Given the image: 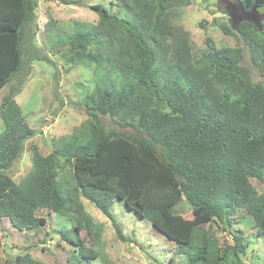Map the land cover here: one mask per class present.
<instances>
[{
    "label": "trees",
    "instance_id": "16d2710c",
    "mask_svg": "<svg viewBox=\"0 0 264 264\" xmlns=\"http://www.w3.org/2000/svg\"><path fill=\"white\" fill-rule=\"evenodd\" d=\"M127 17L101 5L94 26L74 23L62 31L50 19L54 52L67 47L70 63L94 65L95 82L83 98L88 119L55 150L41 155L31 146V169L19 183L7 175L34 135L14 100L21 83L10 86L0 104V219L19 231L45 225L38 210H49L75 221L69 239L79 256L95 258L77 233L98 240L100 226L85 212L80 196L112 221L126 240L110 207L117 200L176 243L188 264H244L247 245L241 232L220 247L202 227L244 210L264 237V30L242 22L236 33L244 42L260 80L253 82L241 64L240 48H215L200 58L192 52L187 31L173 24L190 0H113ZM244 10L263 8L264 0H239ZM64 4L76 5L72 0ZM37 0H0V88L9 85L31 63L49 57L33 44ZM226 35L227 23L213 20ZM203 27V24H200ZM57 76V73H55ZM100 116L111 118L131 134L106 130ZM72 169L67 197L60 191L58 172ZM250 179L263 185L258 193ZM185 198L192 219L174 214ZM65 236V234L63 235ZM6 264H43L28 253Z\"/></svg>",
    "mask_w": 264,
    "mask_h": 264
},
{
    "label": "rangeland",
    "instance_id": "374dc122",
    "mask_svg": "<svg viewBox=\"0 0 264 264\" xmlns=\"http://www.w3.org/2000/svg\"><path fill=\"white\" fill-rule=\"evenodd\" d=\"M63 1L68 0H37L35 10L33 44L49 57L52 64L34 61L28 75L24 72L20 75L19 82L15 79L0 88L1 104L10 86L17 87L22 82L14 100L26 122L34 130V135L26 141L20 157L6 171L15 183H19L31 169L32 145L41 155L46 156L55 150L58 139L69 137L88 119L83 98L93 88L94 65L86 67L70 63L64 56L67 47H61L58 52H54L55 34L46 32V23L52 19L56 27L68 32L73 29L74 23L94 26L98 16L91 7L95 5H101L119 17H127L123 9L114 5L113 0H72L76 5L64 4ZM250 18L264 30V7L256 8ZM213 20L231 25L225 15L224 6L216 0H190L188 7L178 11V17L173 24L188 32L196 58L208 51L207 39L217 49L240 48L243 52L241 64L248 70L253 82L259 81L260 74L251 64L247 47L236 31H233L235 36L226 35L213 24ZM201 23L203 27L200 26ZM99 120L106 130L132 133L130 129L118 127L109 117L100 116ZM2 130L0 119V133ZM71 174L70 166L58 172L60 191L65 198L66 188L72 183ZM250 182L258 193L262 192L261 183L256 179H250ZM80 201L92 222L100 226L97 241L84 230L77 233L78 238L84 241V247L93 248L95 258H82L76 247L69 242V239L75 238L71 232L75 225L72 217H61L49 210H38L36 215L45 218L46 223L30 231H19L7 218L0 219V264L11 262L16 256L26 253L43 264H188L186 256L180 253L175 242L155 231L148 221L129 210L122 202L116 200L110 211L126 239L124 241L116 235L112 221L93 203L82 196ZM173 211L186 220L192 219V208L184 197ZM202 227L218 241L220 247L231 245V234L241 232L247 245L246 254L242 257L243 263L264 264V237L257 234L254 221L244 210L236 211L230 217L229 227L217 220Z\"/></svg>",
    "mask_w": 264,
    "mask_h": 264
},
{
    "label": "water",
    "instance_id": "95a60500",
    "mask_svg": "<svg viewBox=\"0 0 264 264\" xmlns=\"http://www.w3.org/2000/svg\"><path fill=\"white\" fill-rule=\"evenodd\" d=\"M216 1L224 6L225 15L230 21L231 23L230 26L233 31H236L238 25L242 22L252 23L259 30H261L260 27L250 18L251 13L256 10V7H253L252 9L246 11L242 7L239 0H236L237 1L236 3H232L228 0H216Z\"/></svg>",
    "mask_w": 264,
    "mask_h": 264
}]
</instances>
